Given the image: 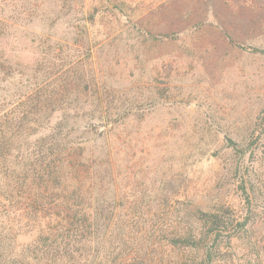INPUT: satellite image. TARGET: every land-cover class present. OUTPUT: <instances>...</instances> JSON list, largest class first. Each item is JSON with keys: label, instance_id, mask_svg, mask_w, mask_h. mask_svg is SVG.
<instances>
[{"label": "trees", "instance_id": "trees-1", "mask_svg": "<svg viewBox=\"0 0 264 264\" xmlns=\"http://www.w3.org/2000/svg\"><path fill=\"white\" fill-rule=\"evenodd\" d=\"M53 59L29 73L21 96L0 97V264H229L224 250L238 248L235 264H264V116L222 140L221 181L244 203L242 220L225 199L173 196L171 183L135 196L130 168L118 163L121 134L161 110L169 88L121 87L82 102L71 94L94 93V81L67 71L73 57ZM24 75L0 57L2 83ZM156 216L165 222L151 228Z\"/></svg>", "mask_w": 264, "mask_h": 264}, {"label": "rangeland", "instance_id": "rangeland-1", "mask_svg": "<svg viewBox=\"0 0 264 264\" xmlns=\"http://www.w3.org/2000/svg\"><path fill=\"white\" fill-rule=\"evenodd\" d=\"M55 54L73 57L67 71L94 81V93L71 94L82 102L121 87L169 88L161 110L122 131L127 156L118 163L132 173L129 194L171 183L169 194L223 198L231 218L243 219L244 203L221 181L222 140L264 116V0H0V57L26 73L0 77L1 98L21 96L29 73L54 64ZM258 173L264 181V162ZM164 222L156 216L149 226ZM242 251L225 249L222 260L240 263Z\"/></svg>", "mask_w": 264, "mask_h": 264}]
</instances>
